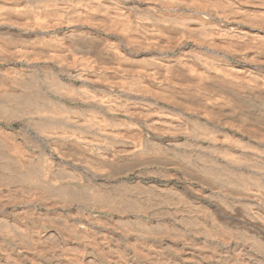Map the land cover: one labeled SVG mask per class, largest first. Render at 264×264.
<instances>
[{"label":"bare ground","instance_id":"obj_1","mask_svg":"<svg viewBox=\"0 0 264 264\" xmlns=\"http://www.w3.org/2000/svg\"><path fill=\"white\" fill-rule=\"evenodd\" d=\"M0 264H264V0H0Z\"/></svg>","mask_w":264,"mask_h":264}]
</instances>
